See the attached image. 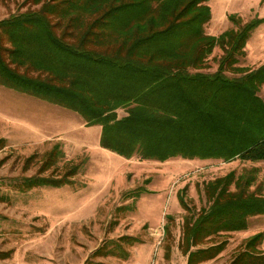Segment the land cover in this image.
<instances>
[{
	"label": "trees",
	"instance_id": "16d2710c",
	"mask_svg": "<svg viewBox=\"0 0 264 264\" xmlns=\"http://www.w3.org/2000/svg\"><path fill=\"white\" fill-rule=\"evenodd\" d=\"M25 3V10L0 19L1 86L100 125L99 146L124 158L264 160V102L257 95L264 66H235L260 20L240 25L230 17L237 28L215 36L204 29L207 0ZM216 46L222 53L208 71ZM48 155L54 162L59 153ZM64 168L48 186L71 183L78 164ZM254 172L231 171L204 184L207 205L183 218L187 264L211 259L223 247L192 250L203 238L244 230L248 218L264 213L261 189H251ZM25 181L24 189L45 183ZM262 238L258 232L244 241L241 264H264L257 248Z\"/></svg>",
	"mask_w": 264,
	"mask_h": 264
},
{
	"label": "rangeland",
	"instance_id": "374dc122",
	"mask_svg": "<svg viewBox=\"0 0 264 264\" xmlns=\"http://www.w3.org/2000/svg\"><path fill=\"white\" fill-rule=\"evenodd\" d=\"M25 1L0 0V19L25 10ZM238 1L207 0L212 11L204 29L216 36L237 28L230 17L240 25L260 20L235 63L251 71L264 66V0ZM221 53L213 48L208 71L216 69ZM100 130L71 110L0 85V264H187L183 218L207 205L206 182L254 169L251 189L258 185L264 195V164L258 161L124 158L99 146ZM54 151L59 156L51 162ZM72 163L78 170L71 183L47 185ZM33 177L44 185L24 189ZM248 220L247 227L253 225ZM247 227L203 238L191 249L223 247L192 264H241L243 243L255 233Z\"/></svg>",
	"mask_w": 264,
	"mask_h": 264
},
{
	"label": "crops",
	"instance_id": "0c3cea01",
	"mask_svg": "<svg viewBox=\"0 0 264 264\" xmlns=\"http://www.w3.org/2000/svg\"><path fill=\"white\" fill-rule=\"evenodd\" d=\"M211 2V0H209ZM246 0H239L238 2H245ZM211 9V8H210ZM237 9H240L239 7L236 8V11ZM212 11V9H211ZM222 16H225V13L223 15H221L220 17ZM250 41V40H249ZM263 89H264V86H263ZM261 90V93L263 94L264 93V90ZM262 94L260 95L262 97ZM260 97V98H261ZM263 100V98H261ZM250 162V161H249ZM259 163H263L264 164V160H260L258 161ZM252 163V162H251ZM253 165V164H252ZM262 217H260V215H255V216H252L249 218L248 221H251V223H253V225L247 227V231L252 233V232H255L253 234H256L258 232H262L263 233V236H264V214H261ZM237 232V231H236ZM241 232V231H240ZM263 244H264V239H263ZM264 250V248H263Z\"/></svg>",
	"mask_w": 264,
	"mask_h": 264
}]
</instances>
